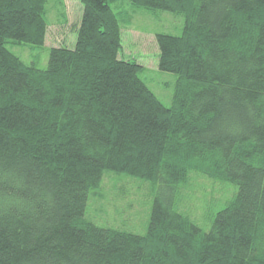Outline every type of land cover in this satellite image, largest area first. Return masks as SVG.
<instances>
[{"label":"trees","instance_id":"trees-1","mask_svg":"<svg viewBox=\"0 0 264 264\" xmlns=\"http://www.w3.org/2000/svg\"><path fill=\"white\" fill-rule=\"evenodd\" d=\"M46 1L0 0V264H264V0H130L184 17L155 33L170 108L118 57V0H79L43 69L8 49L44 43ZM107 170L159 185L145 234L86 217ZM190 171L236 187L207 230L172 204Z\"/></svg>","mask_w":264,"mask_h":264},{"label":"rangeland","instance_id":"rangeland-1","mask_svg":"<svg viewBox=\"0 0 264 264\" xmlns=\"http://www.w3.org/2000/svg\"><path fill=\"white\" fill-rule=\"evenodd\" d=\"M48 26L44 43L7 42L6 46L25 63L38 68L47 65L52 46L72 47L82 14L79 0H47ZM113 9L124 14L119 58L135 59L143 68L139 77L166 106H174L178 76L157 66L158 47L155 33L181 35L184 17L168 10L138 8L130 0H118ZM128 16V17H127ZM173 191L172 204L202 229L207 230L215 213L226 205L236 187L190 171L188 181ZM159 185L126 173L105 171L98 188L89 193L85 215L98 225L145 234L155 193Z\"/></svg>","mask_w":264,"mask_h":264}]
</instances>
